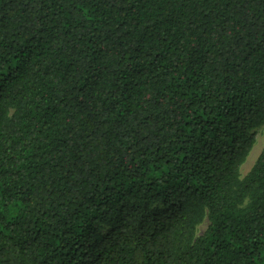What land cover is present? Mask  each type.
<instances>
[{"label":"trees","instance_id":"16d2710c","mask_svg":"<svg viewBox=\"0 0 264 264\" xmlns=\"http://www.w3.org/2000/svg\"><path fill=\"white\" fill-rule=\"evenodd\" d=\"M263 124L264 0H0V264H264Z\"/></svg>","mask_w":264,"mask_h":264},{"label":"rangeland","instance_id":"374dc122","mask_svg":"<svg viewBox=\"0 0 264 264\" xmlns=\"http://www.w3.org/2000/svg\"><path fill=\"white\" fill-rule=\"evenodd\" d=\"M253 133L255 137V144L251 152L249 153L245 163L240 168V179H243L249 173L255 160L257 159L262 149L264 148V124L261 127L255 129ZM248 203H249V199L246 198L242 202L240 207L243 208L247 206ZM207 225H208V221L207 219H204L202 223L197 226V236H200L205 231Z\"/></svg>","mask_w":264,"mask_h":264}]
</instances>
